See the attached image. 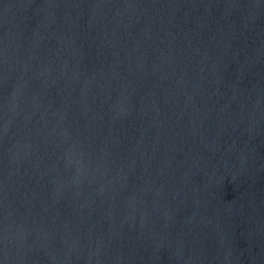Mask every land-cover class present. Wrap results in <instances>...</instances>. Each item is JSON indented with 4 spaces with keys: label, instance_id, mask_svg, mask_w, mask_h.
Segmentation results:
<instances>
[{
    "label": "water",
    "instance_id": "water-1",
    "mask_svg": "<svg viewBox=\"0 0 264 264\" xmlns=\"http://www.w3.org/2000/svg\"><path fill=\"white\" fill-rule=\"evenodd\" d=\"M0 264H264V0H0Z\"/></svg>",
    "mask_w": 264,
    "mask_h": 264
}]
</instances>
